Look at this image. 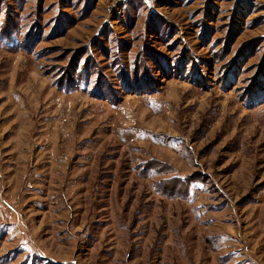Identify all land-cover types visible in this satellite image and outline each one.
<instances>
[{
    "label": "rangeland",
    "instance_id": "rangeland-1",
    "mask_svg": "<svg viewBox=\"0 0 264 264\" xmlns=\"http://www.w3.org/2000/svg\"><path fill=\"white\" fill-rule=\"evenodd\" d=\"M0 264H264V0H0Z\"/></svg>",
    "mask_w": 264,
    "mask_h": 264
},
{
    "label": "crops",
    "instance_id": "crops-1",
    "mask_svg": "<svg viewBox=\"0 0 264 264\" xmlns=\"http://www.w3.org/2000/svg\"><path fill=\"white\" fill-rule=\"evenodd\" d=\"M38 148H40V150H38ZM43 152H44V148L39 147L36 144H34L31 147V149L28 148V150H27V155L30 157V159L35 161L34 164L36 163L35 165H32V168H34L33 171H35V173L33 174V175H35L34 178L38 179V181H36V183H35L36 186H40L42 184L55 185V186H57V188H61V192H59V193H61L62 196L56 197L58 202H60L59 201V199H60L61 200L60 203H66V205L69 204L70 208H73V209L77 208L78 210L87 209V207H84V205H86V203L83 204L81 199H79V200L76 199L77 197H80L77 195H81L83 193H86L87 189H83L84 187L81 185L82 181L77 180V179L68 180L69 178H76V177H80L83 179L86 178L87 177L86 175L81 174V171H83V170L77 169V171H76L77 173L76 172L73 173L74 176L66 177L65 174L67 171H64V170L67 168L68 158H66V160L52 158L50 164H48L47 162L38 163L40 154ZM24 153H26V152H24ZM50 153L54 155V148H53V150L52 149L50 150ZM18 157L21 158V160L23 158L21 154ZM42 166H46V167L43 168ZM43 169H47L48 171H50V174H49V172H47V174H44L42 172ZM56 192L58 193V189L56 190ZM66 194H68L69 197L65 198L64 195H66ZM72 195H76V196H74L72 198ZM70 198H71V200H70ZM75 200L80 204H78V205L74 204ZM7 207H9V206H7ZM65 212L66 211H64V213ZM20 224L25 225L27 227L26 228L27 231H25L23 233V235L20 237L21 240L34 243L33 244V247L35 248L34 250L36 251V253L40 257H49V258L56 257L54 255L48 254L49 252L45 253L46 251L44 249H42L40 246L35 244V240H34L35 237L30 232L31 230H30L29 225L27 223L22 222ZM67 224H68V222H66V225ZM54 261H57V259L54 258Z\"/></svg>",
    "mask_w": 264,
    "mask_h": 264
},
{
    "label": "trees",
    "instance_id": "trees-1",
    "mask_svg": "<svg viewBox=\"0 0 264 264\" xmlns=\"http://www.w3.org/2000/svg\"><path fill=\"white\" fill-rule=\"evenodd\" d=\"M92 64L89 63L88 60L84 61L83 64L78 63L69 70L66 76L60 81L57 85L60 86L62 89L66 90H75L78 85H84L85 87L89 85H93L91 88V93L93 95H97L101 98H116V93L113 92V87L110 85V81L106 80V77L100 75L94 83L92 80ZM123 72L125 71V67L122 69ZM122 75V74H121ZM122 77L124 78V87L128 91H137L141 90L140 92L148 91V87H154L155 84H152L150 81L143 80V78L135 73L133 76L127 75L123 73ZM148 86V87H147ZM108 90V91H107Z\"/></svg>",
    "mask_w": 264,
    "mask_h": 264
}]
</instances>
